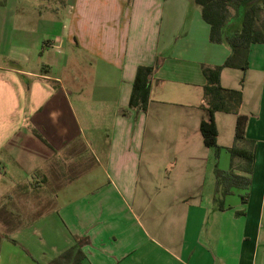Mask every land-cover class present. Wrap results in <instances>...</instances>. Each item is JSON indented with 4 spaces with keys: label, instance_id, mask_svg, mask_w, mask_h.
<instances>
[{
    "label": "crops",
    "instance_id": "crops-1",
    "mask_svg": "<svg viewBox=\"0 0 264 264\" xmlns=\"http://www.w3.org/2000/svg\"><path fill=\"white\" fill-rule=\"evenodd\" d=\"M73 2L63 19L0 6L1 206L15 201L5 174L61 177L52 209L16 231L29 246L3 239L0 264H51L71 248L83 264H264V44L246 71L221 73L223 88L242 91L240 147L254 162L251 174L232 166L237 115L217 113L220 169L252 180L220 211L200 129L203 66L223 65L230 47L210 41L194 0ZM154 65L148 111L137 112V69Z\"/></svg>",
    "mask_w": 264,
    "mask_h": 264
},
{
    "label": "trees",
    "instance_id": "trees-1",
    "mask_svg": "<svg viewBox=\"0 0 264 264\" xmlns=\"http://www.w3.org/2000/svg\"><path fill=\"white\" fill-rule=\"evenodd\" d=\"M201 9L202 18L210 25V41L226 44L230 47L231 54L221 66H203V73L207 83L204 86L205 104L202 106L204 119L201 123V133L205 145L215 150L216 165L214 202L217 209L225 210V200L234 188L249 189L251 178L237 175L233 170L220 169L217 160L222 148L218 145V129L216 125L217 113H230L237 115L235 141L232 148L231 164L241 159L245 171L249 174L253 170L254 157L240 145L246 140V127L248 117L240 114L243 104L241 90L223 88L220 82L224 68H234L246 71L249 68V52L254 44H264V0H194ZM6 0H0V6L6 5ZM241 19V28H236V20ZM157 65L139 66L137 69L129 107L137 112H147L151 99L153 76ZM34 134L47 144L43 136L36 130ZM6 208L7 207L3 206ZM0 221L6 224L7 230L13 228V222H8L4 214L0 213ZM21 223V222H20ZM3 237L0 233V245ZM84 253L71 248L62 256L51 261V264H83Z\"/></svg>",
    "mask_w": 264,
    "mask_h": 264
},
{
    "label": "rangeland",
    "instance_id": "rangeland-1",
    "mask_svg": "<svg viewBox=\"0 0 264 264\" xmlns=\"http://www.w3.org/2000/svg\"><path fill=\"white\" fill-rule=\"evenodd\" d=\"M9 3V7L14 6H34L39 8H51L55 11L59 18L63 19L68 11V6L74 5L73 0H6ZM236 28H241V19L235 21ZM40 164L39 160L37 161ZM13 165L12 163H9ZM37 166L35 168H37ZM17 167V166H16ZM18 168V167H17ZM30 168L24 166L23 168H18L20 173L16 176L18 183L14 181L13 176L3 175V179L7 178V183H13V195H15V201L13 204L8 206L7 211L5 207H2V201L0 202V213L4 214V218L13 223V228L7 230L6 224L0 221V233L2 234L4 241L10 248L18 247L19 250L22 248H27L25 239L20 240L18 238V233L16 232L22 225H30L31 220L37 218L40 215H44L49 212L54 204V198L58 185L56 184L60 181L61 177L56 175L45 174V169H39V173L29 172ZM54 180L56 183H54ZM3 185V182L2 184ZM19 189V190H18ZM4 202V201H3ZM14 212V213H13ZM13 213V214H12ZM20 218L22 223H20ZM17 241V245H15Z\"/></svg>",
    "mask_w": 264,
    "mask_h": 264
}]
</instances>
